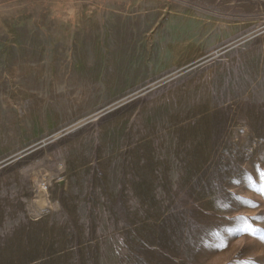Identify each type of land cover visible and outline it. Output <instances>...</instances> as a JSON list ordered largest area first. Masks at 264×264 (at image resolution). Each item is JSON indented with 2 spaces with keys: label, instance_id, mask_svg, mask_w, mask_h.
I'll list each match as a JSON object with an SVG mask.
<instances>
[{
  "label": "rangeland",
  "instance_id": "rangeland-1",
  "mask_svg": "<svg viewBox=\"0 0 264 264\" xmlns=\"http://www.w3.org/2000/svg\"><path fill=\"white\" fill-rule=\"evenodd\" d=\"M0 264H264V0H0Z\"/></svg>",
  "mask_w": 264,
  "mask_h": 264
}]
</instances>
